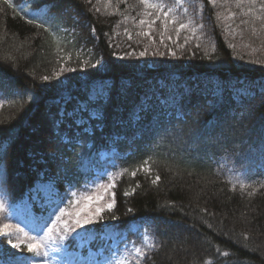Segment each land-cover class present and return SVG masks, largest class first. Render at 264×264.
<instances>
[{"label": "trees", "instance_id": "16d2710c", "mask_svg": "<svg viewBox=\"0 0 264 264\" xmlns=\"http://www.w3.org/2000/svg\"><path fill=\"white\" fill-rule=\"evenodd\" d=\"M203 1L207 38L166 60L128 55L122 32H135L140 0H0V80L9 92L0 189L11 206L39 181L81 189L108 166L101 153L115 150V206L102 219L146 226L155 245L139 264H264V41L251 52L250 39L229 40ZM22 6L48 10L41 18ZM173 77L176 91L159 89ZM204 79L226 84L217 92ZM95 83L106 93L90 102ZM159 93L173 95V106ZM79 98L88 105L78 125L68 114Z\"/></svg>", "mask_w": 264, "mask_h": 264}, {"label": "rangeland", "instance_id": "374dc122", "mask_svg": "<svg viewBox=\"0 0 264 264\" xmlns=\"http://www.w3.org/2000/svg\"><path fill=\"white\" fill-rule=\"evenodd\" d=\"M207 1L211 6L216 8L215 10H217L224 24L225 35L229 40L237 39L241 42L240 40L248 38L252 45L249 46V43L246 41L244 45L251 52L263 49L260 45L261 42L264 41V10L258 7L259 2H257V0L255 4L245 2L240 7L236 6L235 0H217L215 5L211 4L210 0ZM163 2L173 7V11L169 13L168 30L165 32L162 24V20L164 19L163 13H156L152 9H147V11L152 12V15L146 16L144 15L146 9H144V12L135 23V32L132 33L127 30L122 32V34L126 36V40H130L132 43L130 46L129 43L123 41L128 49L129 56L135 58L137 56L143 57L146 55V51H151L159 56L164 55L166 60L167 57H171L172 59V57L179 56L181 51L188 47L191 48L192 45L198 44V41L207 38L208 32L206 27L208 18L206 16L207 9L204 6L203 0H179V2H177V0H170ZM29 7H31V5ZM249 8H251V11H249ZM43 9L47 11L48 7H43ZM21 10H25V12L30 15H41V18L46 14V11L45 14L44 12L37 14L34 12L35 10L32 11L29 8L25 9V6H22ZM164 11H167V8H165ZM245 13H247V15H245ZM156 15H160L161 19L156 20L151 30L148 28L147 24H140L141 19L151 21L155 19ZM257 16L261 17V19H256ZM172 19H175L177 23H171ZM189 21L192 23L189 24ZM180 22L188 24V27L182 29L177 38L176 28L179 27ZM148 31H151V36L140 34ZM161 34L164 36L163 43H161ZM129 35L131 39H129ZM169 36L171 40L168 39ZM141 52H145V54L141 56ZM173 52L175 53L174 56L172 55ZM142 60L145 64L144 59ZM211 80L212 81L204 79L203 82H205V84L212 83V89L217 92L221 91L226 84L218 80ZM157 84L159 89L167 88L168 91H176L180 86L177 77H173L168 81L164 79L159 80ZM234 84L235 83H232V86ZM84 90L83 88L81 92ZM235 91L238 90L235 89ZM86 93L87 100L92 102L106 92L104 91L103 84L95 83L90 86ZM8 94L6 82L0 80V107L7 102ZM65 96H68V91H66ZM158 97L161 98V104L167 105L166 107L168 108L173 106V95L166 99L162 98L159 93ZM67 98L69 99V97ZM64 104L65 102L62 103V105ZM87 105V101L80 98L77 99L74 110L70 111L68 114L75 124L79 125L87 121L81 115L82 112L87 109ZM88 111L91 112L92 115H95L94 110ZM114 154L115 150L103 151L101 153L102 161L107 162L108 166L97 169L90 183L81 189H68L65 192H59L53 181H39L31 190L30 194L15 206L9 204L3 191L0 189V200H3L5 203V212L3 215L10 216L12 224H19L25 231L35 234V232L44 228L46 221L51 220L55 222V215H50V213L57 205L61 207L68 206L69 210L72 212H75L78 208L83 206L85 203L83 200L80 205L73 206L68 204L67 195L70 191L77 192L79 196L84 195L86 191L92 195H103L104 199L99 201V203L106 205L110 202L111 192H114L115 187L111 188L108 193H105V188L98 186H108L110 184H115L116 186L121 172L120 168L113 160ZM61 200L64 201L63 204H61ZM93 207H95V205H93ZM106 210L105 208V211ZM83 214L86 215V213ZM51 226V223L47 224V227ZM85 227L87 231H85L84 228H77L75 231L68 234V238L65 240H61L54 231L53 235L57 238L49 249L46 264H120L121 261H123L124 264H139L155 245L154 238L148 232L146 226L140 222H134L128 229H123L118 224L108 223L100 219L98 222L86 225ZM99 227H102L103 230L98 231L97 228ZM99 235L101 236L100 239L104 240L105 246L97 250L94 248V242ZM0 240H5V238L0 237ZM71 245H76V250H70ZM7 247L10 248L9 253L14 251L10 246ZM134 248H141L144 253V256L140 257L139 260L133 250ZM54 249L59 250L56 251ZM5 259H7V257H5Z\"/></svg>", "mask_w": 264, "mask_h": 264}, {"label": "snow or ice", "instance_id": "6c2138e0", "mask_svg": "<svg viewBox=\"0 0 264 264\" xmlns=\"http://www.w3.org/2000/svg\"><path fill=\"white\" fill-rule=\"evenodd\" d=\"M177 2H179V0H177ZM245 2L255 4L256 0H235L237 7H240ZM140 3L144 5L146 9L144 13L146 16L152 15V12L147 11V9H152L156 13H163L164 19L162 20V24L166 32L168 30L167 25L169 23V13L173 11V7L166 5L163 0H140ZM210 3L215 5L217 0H210ZM165 8H167V11H164ZM261 8L264 10V4L261 5ZM249 11H251V8H249ZM245 15H247V13H245ZM160 19L161 16L156 15L155 19L151 21L141 19L140 24H147L148 28L151 30L156 20ZM256 19H261V17L257 16ZM32 22V19L28 20V23ZM171 23L176 24L177 21L172 19ZM188 23L191 24L192 22L189 21ZM187 27L188 24L183 22L179 23V27L176 28L177 38L179 37V32ZM140 34L151 36V31ZM129 39H131L130 35ZM163 39L164 36L161 34V43H163ZM168 39L171 40V37L169 36ZM197 47H199V45H197ZM229 47H234V45H229ZM144 54L145 52L140 53L141 56ZM172 55L174 56L175 53L173 52ZM72 71H75V69H72ZM44 79L47 80L48 77H44ZM143 164L147 165L148 161H144ZM143 170L145 172L150 171L147 167H144ZM135 175L136 171H133L132 176L135 177ZM159 180L160 177L156 176L153 183L155 184ZM98 187L105 188V193H108L111 188L115 187V184H110L108 186L99 185ZM129 194L130 193L127 191L124 192L125 196ZM115 195V192H111L110 202L103 205L99 203V201L104 199L103 195H92L86 191L84 195L79 196L77 192L70 191L67 195L68 204L73 206L80 205L83 200L85 201L83 206L78 208L75 212H72L69 210L68 206L61 207L60 205H57V207H55L50 213V215H55V222H52L51 220L46 221L44 228H41L39 231L35 232V234L25 231V229L20 227L19 224H12L11 217L3 215L5 212V203L3 200H0V237L5 238V240H0V244L4 245L3 252H0V264H46L49 249L57 238L53 235V232L55 231L61 240H65L68 238V234L75 231L77 228H84L85 231H87L85 226L91 225L102 219V214L105 211V208L108 211H111L114 208ZM63 203L64 201L61 200V204ZM93 205H95V207H93ZM129 211H131V209H129ZM83 213H86V215ZM48 223H51L52 226L47 227ZM7 246H10L14 251L9 253ZM54 250L58 251L59 249ZM133 250L135 251L138 260L140 257L144 256L141 248H134ZM5 257H7V259H5ZM120 264H124V262L121 261Z\"/></svg>", "mask_w": 264, "mask_h": 264}]
</instances>
